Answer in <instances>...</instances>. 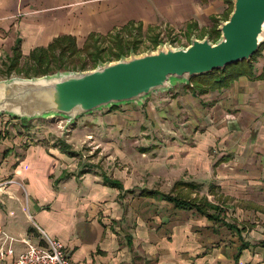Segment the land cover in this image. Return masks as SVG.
<instances>
[{
    "label": "crops",
    "instance_id": "0c3cea01",
    "mask_svg": "<svg viewBox=\"0 0 264 264\" xmlns=\"http://www.w3.org/2000/svg\"><path fill=\"white\" fill-rule=\"evenodd\" d=\"M227 8L226 0H0V79L17 41L22 63L67 34L78 46L133 28L212 38ZM262 57L255 75L226 89L199 95L178 83L156 94L143 119L162 123V136L174 140L108 148L128 173L83 167L53 141L32 143L30 122L0 115V246L13 250L7 263L27 250L22 239L39 241L33 219L63 243L72 264H264ZM108 112L99 124L108 125ZM145 176L181 182L177 192L204 196L218 218L142 195L160 191Z\"/></svg>",
    "mask_w": 264,
    "mask_h": 264
},
{
    "label": "water",
    "instance_id": "95a60500",
    "mask_svg": "<svg viewBox=\"0 0 264 264\" xmlns=\"http://www.w3.org/2000/svg\"><path fill=\"white\" fill-rule=\"evenodd\" d=\"M219 21V37L191 36L184 46L159 44L154 51L98 62L95 68L39 78L0 80V114L20 120L61 119L64 129L84 115L170 91L193 77L249 61L264 44V0H231Z\"/></svg>",
    "mask_w": 264,
    "mask_h": 264
},
{
    "label": "rangeland",
    "instance_id": "374dc122",
    "mask_svg": "<svg viewBox=\"0 0 264 264\" xmlns=\"http://www.w3.org/2000/svg\"><path fill=\"white\" fill-rule=\"evenodd\" d=\"M116 34L120 35L123 42H129L131 46L129 52L130 50H132V53L138 56L145 52L154 51L159 44H165L170 42L174 46L187 45L190 43L191 36H193L191 35L190 37L189 36L182 37L180 34L171 35L170 33H160L155 30L150 34H147L136 28L135 29L133 28L132 30L130 29L128 31H123L120 33H112L107 37L99 38L97 42L98 45H100V47L104 49L102 55L105 58H107V55H110L109 51L113 47V43L111 41H113V38ZM210 39L213 40L211 37ZM82 46L83 44L79 45V48H82ZM259 56L260 57L263 56L262 60L264 62V48L257 55V58ZM82 58H85L84 53H81L79 56H75L71 61L68 62L67 65L68 70H62V69L56 70L53 73L47 75H54L55 73H64L68 71L80 72L81 70L78 67L76 68L73 67L75 64L77 65L79 63L78 61ZM32 65L33 63L30 62L27 58L24 59V62L22 63L20 62V66H19L20 68H22V72L12 71L9 77L5 75L6 69L3 68L1 72L3 73L1 76L2 79L0 80L10 79L11 77L28 78L27 75L25 74L26 73L25 70L27 67L28 69H31ZM90 69L92 68H89L88 65V67L85 70H90ZM40 76L43 75L29 76V78L31 77L39 78ZM189 82L186 84H190ZM154 97L155 95H150L143 98L140 103L130 102L127 104H120L113 109H111L112 108L111 107L109 109H105V110L103 109L101 111L98 110L95 113L84 115L83 117L78 118L74 123H72L70 126H68L65 129H64L65 121L62 120L63 122H61L60 121L61 119L58 118L40 119V120L33 119L30 121L25 120L26 122L28 123L30 122L31 124L30 127L28 128L29 130H31L30 132H34L28 134L30 137L29 140L32 143L43 141L45 144L49 145L51 141H53L56 144L58 140L61 139L65 144L72 147V149L75 151L76 154L75 156H71V157H76L75 162L81 165L84 164L83 167H85L86 165H98V166H102V168H105L106 171H108V168L112 167L113 170L117 169L119 171L128 173V169L124 168L125 165L122 164L121 162L124 159H122L121 157L120 159L111 158V157L109 158L110 154L107 153H110L112 150L108 148H113L114 146H118L121 147V149H127V147L129 146V147H133L134 149H138L144 146L143 144L145 143L143 142L146 139V137L147 139L149 138L150 140L156 143L159 142L160 140L162 143L170 142L174 140V138L166 139V137H163L164 134H162L163 131L162 123L159 124L157 123L156 125L152 126L150 125V123H147L143 119L144 115H148L146 112L148 109L147 107L152 106L150 102H152V99H154ZM105 112H108L110 115L109 118L107 119L108 125L99 124L98 117H102V115ZM150 112L151 110L149 109V113ZM124 113L125 115L126 113H130L131 118L130 116H127V119H125L124 115H121ZM0 115L10 118L6 114H0ZM10 119H13V117H11ZM17 122L26 123L20 119H17L16 123ZM95 124H99V125H95ZM15 125L16 124H14V126ZM106 131L107 133H105ZM167 134L170 137L172 135L174 137L178 136L177 133L176 134L167 133ZM99 151L101 152L99 153ZM108 163H110L109 166ZM141 178L139 180H141ZM149 179L150 178L147 176H145L144 178V180L146 181ZM156 180H158V183L153 185ZM165 180L166 178L159 177L158 179H155L154 182H152V180H149L147 184L149 186L153 185L152 187L160 189V191L164 193H169L171 191H173L172 194L182 193V191L177 192L178 188L176 189L173 186L172 182H168ZM189 196L193 198V196L191 195Z\"/></svg>",
    "mask_w": 264,
    "mask_h": 264
},
{
    "label": "trees",
    "instance_id": "16d2710c",
    "mask_svg": "<svg viewBox=\"0 0 264 264\" xmlns=\"http://www.w3.org/2000/svg\"><path fill=\"white\" fill-rule=\"evenodd\" d=\"M226 1L228 4V11L225 18H227L232 11L231 0ZM219 35V31L215 29L212 39H217ZM99 38L101 37H95L94 35L88 36L82 48H79L73 36L68 34L58 36L53 39V41L49 43L47 47H38L28 54L27 59L32 62L33 65L31 69H28V67L26 68L25 74L27 75V77H29L51 74L54 71L61 69L68 70V62L71 61L75 56H79L81 53H84L85 58L80 59L78 61L79 63L77 65L75 64L73 67H78L80 70L86 69L88 65L89 68H95L97 66V62L100 60H118L121 58V56L126 57V55L129 54L128 52L131 48L130 43L123 42L120 35L116 34L113 38V41H111L113 43V47L109 51L110 55H107V58H105L102 55L104 49H102L97 43ZM263 48L264 44L260 46L256 54L253 55L249 61L242 60L240 62L230 63L223 70L215 69L211 73L191 78L188 87H190L195 93L200 95L214 90L226 89L232 84L234 80L243 77L244 75H255L257 69L255 68V61L257 60V55ZM21 57L22 54L20 45L19 41H17L15 47L13 48L12 55L10 56L9 61L3 64V67L6 69V76L9 77L12 71L22 72V68L19 67ZM258 77H264V62L262 65V72L258 74ZM115 107L116 106H113L111 109ZM23 121L26 122L25 120ZM56 146H58L62 152L66 153L70 157L76 154L72 147L65 144L61 139L58 140ZM180 183L181 182H175L174 187H179ZM141 194L161 197V199L169 201L175 204L178 208H182L185 210L195 209L200 214H205L212 220H216L218 218L214 213L216 210L215 206H213V204H211L204 196H195L191 198L189 196L190 193H188V195L181 193H161L157 190L147 189H144Z\"/></svg>",
    "mask_w": 264,
    "mask_h": 264
},
{
    "label": "built area",
    "instance_id": "2783aa9c",
    "mask_svg": "<svg viewBox=\"0 0 264 264\" xmlns=\"http://www.w3.org/2000/svg\"><path fill=\"white\" fill-rule=\"evenodd\" d=\"M28 215L31 217L30 214ZM32 225L39 234V241L33 243L28 239H22L27 245V250L11 263H7L6 257L11 255L13 250L0 246V264H72L67 249L59 239L53 238L33 219Z\"/></svg>",
    "mask_w": 264,
    "mask_h": 264
}]
</instances>
